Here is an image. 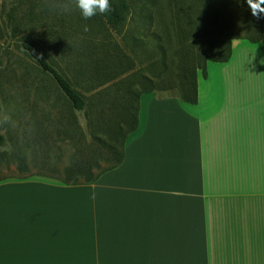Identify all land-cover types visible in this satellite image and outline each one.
Wrapping results in <instances>:
<instances>
[{"label":"crops","instance_id":"obj_1","mask_svg":"<svg viewBox=\"0 0 264 264\" xmlns=\"http://www.w3.org/2000/svg\"><path fill=\"white\" fill-rule=\"evenodd\" d=\"M252 57L264 44L245 45L215 90L199 72L194 101L142 94L121 161L106 156L93 182L0 178V264H264V61Z\"/></svg>","mask_w":264,"mask_h":264},{"label":"rangeland","instance_id":"obj_2","mask_svg":"<svg viewBox=\"0 0 264 264\" xmlns=\"http://www.w3.org/2000/svg\"><path fill=\"white\" fill-rule=\"evenodd\" d=\"M190 1L116 0L124 7L123 26L117 31L99 14L85 20L78 11L66 15L50 11L43 0H0V111L7 112L12 121L0 125V134L4 136V144L0 145V178L38 175L58 182V179H64V169L72 152L67 138L56 131L55 117L64 112L40 99L45 96L56 101V83L30 57L24 43L43 54L77 88L80 87L75 82L79 79L78 63L85 59V55H90V62L104 45L110 49L120 48L127 62L123 77L141 71L153 79L156 92L180 96L177 77L180 49L189 46L200 53L194 60L196 67L210 50L204 36L191 35L185 28L187 18L202 11L199 0H195L198 12L187 10L184 4ZM233 18L236 23L237 17ZM85 25L89 28L87 32L84 31ZM232 44L228 66L209 61L207 72L210 81L199 74L201 91H206L205 87L211 85L215 90L222 71L241 59L245 45L263 43L241 38L233 40ZM251 60L256 59L252 57ZM225 85L230 86V81ZM33 114L38 120L48 114V119L43 117L40 123L34 124ZM75 115L89 142L91 137L86 117L83 112ZM119 148L120 145L118 151L121 150ZM46 157L51 160L50 167L41 164ZM92 172H97V169Z\"/></svg>","mask_w":264,"mask_h":264},{"label":"trees","instance_id":"obj_3","mask_svg":"<svg viewBox=\"0 0 264 264\" xmlns=\"http://www.w3.org/2000/svg\"><path fill=\"white\" fill-rule=\"evenodd\" d=\"M199 1L202 6L201 13L189 16L185 28L191 35L204 36L210 50L197 67L194 60L200 53L194 52L189 46L179 51L181 54L177 64V77L180 97L188 101L195 99L198 73L205 75L209 61H227L232 53L233 40L243 38L264 44V18L257 19L253 16L246 0ZM110 2L114 11L99 15L110 27L119 31L124 22V7L116 0ZM184 6L191 12H198L195 0L185 3ZM261 7L264 8V4H261ZM234 16L237 17L236 23ZM24 46L30 57L41 70L52 77L57 86L56 101H50L45 96L40 99L50 107L62 109L61 112H64L55 117V125H58L56 131L67 138L72 152L69 164L64 169V179L58 181L65 184L93 182L104 171L100 161L106 159V156L112 154L116 157V163L121 161L122 151H118V146L122 147L126 137L136 130L139 98L144 93L155 91V82L141 71H134L123 77L127 71L123 51L104 45L90 62V55L87 54L85 59L78 63L79 79L75 82L80 85L79 89L43 54L28 43H24ZM198 58L201 59L200 56ZM79 112H83L87 119V130L91 137L89 142L77 121L75 113ZM45 117L47 120L48 114ZM42 118L38 120L35 114L32 115L34 124L40 123ZM3 144L4 136L0 134V145ZM50 161L49 157H46L41 164L50 167ZM93 169H97V172H92Z\"/></svg>","mask_w":264,"mask_h":264},{"label":"clouds","instance_id":"obj_4","mask_svg":"<svg viewBox=\"0 0 264 264\" xmlns=\"http://www.w3.org/2000/svg\"><path fill=\"white\" fill-rule=\"evenodd\" d=\"M252 11L253 16L257 19L264 18V0H246ZM45 7L60 15L71 14L78 11L81 17L89 20L97 14L104 15L114 11L110 0H43ZM84 31H89L87 25L84 26ZM11 116L4 111H0V125L10 124ZM92 199H95L93 194Z\"/></svg>","mask_w":264,"mask_h":264}]
</instances>
